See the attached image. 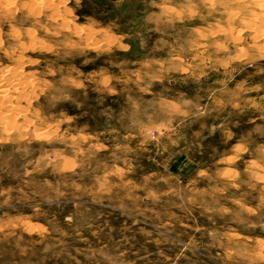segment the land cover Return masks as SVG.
<instances>
[{"label":"rangeland","instance_id":"1","mask_svg":"<svg viewBox=\"0 0 264 264\" xmlns=\"http://www.w3.org/2000/svg\"><path fill=\"white\" fill-rule=\"evenodd\" d=\"M4 147L0 264H264V0H0Z\"/></svg>","mask_w":264,"mask_h":264},{"label":"trees","instance_id":"2","mask_svg":"<svg viewBox=\"0 0 264 264\" xmlns=\"http://www.w3.org/2000/svg\"><path fill=\"white\" fill-rule=\"evenodd\" d=\"M9 148L4 147L3 149H0V190H9V189H17L19 186H21V180L23 176V161H20L18 159V156L11 155L9 156ZM9 158V160H8ZM5 160H8L5 162ZM3 162H5L3 165ZM40 179V178H38ZM30 189H33V187H29ZM2 200V199H0ZM13 207H2L0 208V212L3 210H8L9 212H12L11 209L14 208V213H22L27 214L30 212L26 207L27 204H15V201L11 203ZM10 208V209H9ZM65 213H61L58 218L61 219ZM41 222L44 224H47L46 221L40 219ZM48 227L51 225L47 224Z\"/></svg>","mask_w":264,"mask_h":264}]
</instances>
